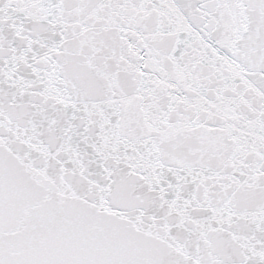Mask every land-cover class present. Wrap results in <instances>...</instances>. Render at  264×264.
I'll return each mask as SVG.
<instances>
[{"label": "snow or ice", "instance_id": "obj_1", "mask_svg": "<svg viewBox=\"0 0 264 264\" xmlns=\"http://www.w3.org/2000/svg\"><path fill=\"white\" fill-rule=\"evenodd\" d=\"M0 264H264V0H0Z\"/></svg>", "mask_w": 264, "mask_h": 264}]
</instances>
